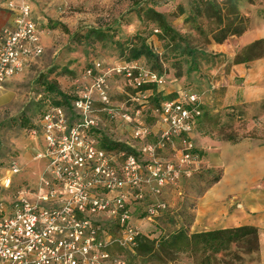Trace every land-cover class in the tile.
Listing matches in <instances>:
<instances>
[{
    "label": "rangeland",
    "instance_id": "rangeland-1",
    "mask_svg": "<svg viewBox=\"0 0 264 264\" xmlns=\"http://www.w3.org/2000/svg\"><path fill=\"white\" fill-rule=\"evenodd\" d=\"M13 3L16 7L19 3L30 6L32 20L40 30L43 53L0 85V177L13 163L19 169L11 176L10 186L0 193L1 211L9 213L10 204L17 197L31 202L37 195L46 169V161L36 157L44 152L39 113L45 104L59 98L56 91L72 93L76 84L84 81V71L92 60L109 66L136 62L164 77L160 96L177 99L186 92L200 95L204 113L190 138L194 150L203 157L218 147L222 162L213 165L214 172L203 163L193 169L192 165L181 166L174 183L162 188L158 198L165 207L158 209L151 221L143 220L144 206L150 200L148 191L145 192L142 204L132 208V220L141 234L153 238V250L146 252L142 247L137 251L140 237L133 246H121L115 241L106 249L110 256L104 264H115L117 258L124 264H260L259 248L254 251L251 245L241 242L230 244L217 254L199 250L191 257L178 252L171 259L158 243L180 230L192 234L190 225L198 194L220 170L225 169L230 177L231 170L242 164L243 157L255 152L254 148L247 149V142H235L251 139L250 146L256 141L264 146V54L245 63L235 61L236 54L245 46L264 39V0H13ZM4 18L0 15V24L5 23ZM160 23H166L169 30L160 28ZM236 28L243 31L226 35ZM223 36L221 42L214 40ZM137 50H148L152 55L145 53L134 59ZM107 85L112 100L125 103L132 115L134 106L125 95L126 80L112 74ZM48 86H54L53 90H48ZM141 121L152 125L150 111L142 115ZM101 128L102 136L109 140L140 145L129 137L127 122L107 121L103 116ZM178 148V143L168 144L158 152V157L172 160ZM98 218L105 227H116L107 214L99 213ZM113 234L119 235L117 230Z\"/></svg>",
    "mask_w": 264,
    "mask_h": 264
},
{
    "label": "built area",
    "instance_id": "built-area-1",
    "mask_svg": "<svg viewBox=\"0 0 264 264\" xmlns=\"http://www.w3.org/2000/svg\"><path fill=\"white\" fill-rule=\"evenodd\" d=\"M6 10L10 16L0 29V85L43 53L30 6L19 3L16 7L9 0ZM112 74L122 76L126 86L136 90L127 99L134 106L132 115L125 103L112 100L107 85ZM83 78L67 93V102H49L39 113L44 152L36 157L46 161L45 173L31 202L17 197L5 214L0 201V264L109 262L106 249L115 241L133 246L140 237L132 208L142 204L144 193L148 191L150 200L143 220L151 221L165 207L158 198L162 188L174 183L180 167L192 165L193 169L201 163L190 138L204 113L199 94L162 99L166 95L160 96L159 89L164 77L136 62L109 66L94 60ZM147 110L153 118L150 126L141 121ZM103 116L107 121L127 122L129 137L140 145L126 142L132 152L101 147ZM174 143L179 148L172 160L158 157L159 151ZM18 172L14 163L5 169L0 193ZM99 213L110 216L116 227H105ZM114 263L124 264L118 258Z\"/></svg>",
    "mask_w": 264,
    "mask_h": 264
},
{
    "label": "crops",
    "instance_id": "crops-1",
    "mask_svg": "<svg viewBox=\"0 0 264 264\" xmlns=\"http://www.w3.org/2000/svg\"><path fill=\"white\" fill-rule=\"evenodd\" d=\"M7 1L0 0V15L5 17V23L0 24V29L6 25L10 16L6 10ZM41 44L43 47L42 40ZM30 64L32 62L27 66ZM236 99L234 97L233 101ZM241 141L247 142V149L254 148L255 152L246 155L247 158L243 157L242 164L231 170L230 177L225 169L220 170L217 177L198 194L190 228L196 233L241 226L256 227L260 264H264V146L258 141L251 142L255 144L250 146L251 139L235 143ZM254 155L255 158H251ZM221 156V151L215 147L202 156L201 163L214 172L213 165L222 162Z\"/></svg>",
    "mask_w": 264,
    "mask_h": 264
},
{
    "label": "trees",
    "instance_id": "trees-1",
    "mask_svg": "<svg viewBox=\"0 0 264 264\" xmlns=\"http://www.w3.org/2000/svg\"><path fill=\"white\" fill-rule=\"evenodd\" d=\"M156 15L159 16L158 13H156ZM159 27L165 31L169 30V26L166 23H160ZM242 31L243 29L236 28L234 30H230L226 35H230V34L234 35ZM224 38L225 36H223L222 38L215 37L214 40L216 42H221L222 40H224ZM145 53L152 55V53L149 52L148 50L146 51L137 50L133 54V58L137 59L138 57H140L142 54ZM263 54H264V39H259L248 44L239 53H237L235 56V61L237 63H245L246 61H249L254 57L262 56ZM93 61L94 60L90 61L87 67ZM147 69L161 76L160 73L154 71L153 69L151 68H147ZM147 87L148 86L145 85L142 86L141 89H145ZM53 88L54 86L47 87L48 90H53ZM135 91H136L135 89L128 87L126 92L128 94L125 93L127 99L131 94L132 95L135 94ZM56 93L58 94L59 98L55 101H51V103L53 104H60L62 102H67L68 98H70V96H68L67 93L60 92L59 90H57ZM161 98L165 99L168 97L164 96ZM100 146L109 149L123 148L128 152L133 151L126 144L109 140L107 136L101 137ZM238 242L251 245L254 251L258 250L259 248L258 229L253 226H241L235 228L215 229L210 231L196 232L190 235H188L184 230H180L177 232H173L167 238H163L161 241H159L158 247L164 252L165 256L168 259H171V257H173V255H175L178 252L188 253L191 257L192 256L194 257L196 252H198L199 250H203V251L209 250L217 254L222 250H226L230 244H236ZM138 246L139 249L137 248V251H139L142 247H144L146 252H150L151 250H153L155 246V242L150 235L141 234L140 240L138 242Z\"/></svg>",
    "mask_w": 264,
    "mask_h": 264
}]
</instances>
